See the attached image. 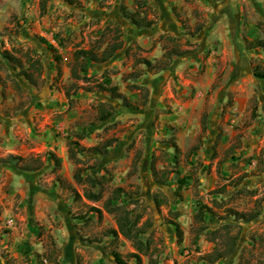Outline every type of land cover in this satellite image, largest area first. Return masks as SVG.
Returning a JSON list of instances; mask_svg holds the SVG:
<instances>
[{
	"label": "rangeland",
	"instance_id": "rangeland-1",
	"mask_svg": "<svg viewBox=\"0 0 264 264\" xmlns=\"http://www.w3.org/2000/svg\"><path fill=\"white\" fill-rule=\"evenodd\" d=\"M122 8L153 27L137 28ZM256 40L264 41V0H0V55L42 65L37 86L20 69L0 71V264H119L114 253L125 264H264ZM118 46L73 76L77 51ZM105 77L138 107L102 92ZM102 103L114 107L106 121ZM106 142L108 153L96 156ZM77 174L103 184H78ZM186 176L193 184L178 190ZM116 189L147 246L141 263L133 242L109 236L118 226L103 205ZM216 251L224 258L211 263Z\"/></svg>",
	"mask_w": 264,
	"mask_h": 264
},
{
	"label": "trees",
	"instance_id": "trees-1",
	"mask_svg": "<svg viewBox=\"0 0 264 264\" xmlns=\"http://www.w3.org/2000/svg\"><path fill=\"white\" fill-rule=\"evenodd\" d=\"M122 16L130 21L133 25H135L139 29H150L153 27L154 22L153 21H147L146 19H141L139 15L136 13L128 10L127 8H122ZM121 46L113 47L111 49L105 50L100 56L97 53H94L93 51H85L80 50L75 53V66L72 69L73 76L78 78L77 72L78 67L83 72L87 73L90 66H97L100 65L107 60L111 56L114 55L117 49H119ZM49 50L54 52V48L52 45L48 44ZM250 49H261L264 52V41L262 40H256L250 44ZM174 54L168 53L165 56L164 65L161 67V70H164L170 61L172 60ZM179 56V55H178ZM30 69L25 67L24 62L22 59H19L15 56H13L10 52L5 51L3 55H0V71L7 68V66L12 67V69L17 70L20 69L19 76L23 77L30 85L37 86L38 80L41 75V68L42 65L39 63V61H31L29 60ZM32 62V63H31ZM147 66H149L151 63L148 61L145 62ZM35 73H38L36 76ZM254 75L257 78L264 80V72L258 71L257 69L254 71ZM100 90L102 92H106L110 95V97L114 100L120 101L122 103V106L127 108H137L138 106L133 105L130 103L120 92L117 86L113 85V81L110 77H105L103 83L100 85ZM108 107V108H107ZM114 112V107L102 103L99 105V113H100V120L106 121L109 119L111 114ZM84 137H81L83 139ZM74 141H70L69 147L70 150L72 149L73 145H76ZM111 148V144L109 142H106L102 147H95L92 149V152L96 156H105L108 151ZM177 149V148H176ZM47 160L49 162H54L57 166H60V159H58L53 153H49L47 156ZM25 171H29L30 169H24ZM36 170V169H35ZM152 173L157 177V171L154 165H152ZM75 180L78 184L81 185H87L91 188H98L101 187L103 182L100 180L95 179L92 175H89L86 177V179H83L81 175L77 174L75 177ZM193 184V179L190 176H186L183 178H180L178 180V190H182L184 188H188ZM123 192L122 189H116L114 192V197L109 198L103 205V209L116 217L117 221V230H111L109 236L118 238L119 236H122L123 238L133 242L134 247L137 251V254H133L132 256L137 260L138 263H141L140 255L148 256L147 253V246L143 243L141 239V231L137 229L136 222L132 219L131 213L124 207V205L120 204L121 199V193ZM79 196L78 194H76ZM83 197L94 203H99L102 201V195L100 192L94 193L91 191L84 190L83 191ZM155 202L158 207L162 206L164 204V201L160 199L159 196H156ZM93 211L102 214V210L98 208H92ZM202 215L205 214L204 212L201 213ZM239 214V213H236ZM257 215H239L238 219L242 220L244 222H250L253 221L256 218ZM179 231V229H178ZM115 259L119 264H125L122 260V257L118 253H114ZM209 258H211V263L215 261L222 260L224 258V255L221 253H218L216 251L214 254L210 255ZM149 264H157L156 261H154L152 258L149 259Z\"/></svg>",
	"mask_w": 264,
	"mask_h": 264
}]
</instances>
